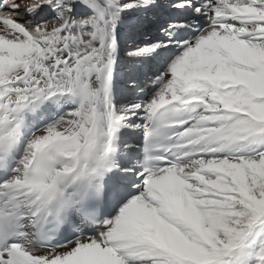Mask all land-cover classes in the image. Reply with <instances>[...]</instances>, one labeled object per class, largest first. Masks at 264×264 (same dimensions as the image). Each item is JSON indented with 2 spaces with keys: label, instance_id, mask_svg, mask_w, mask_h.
<instances>
[{
  "label": "snow or ice",
  "instance_id": "snow-or-ice-1",
  "mask_svg": "<svg viewBox=\"0 0 264 264\" xmlns=\"http://www.w3.org/2000/svg\"><path fill=\"white\" fill-rule=\"evenodd\" d=\"M0 264H264V0H0Z\"/></svg>",
  "mask_w": 264,
  "mask_h": 264
}]
</instances>
